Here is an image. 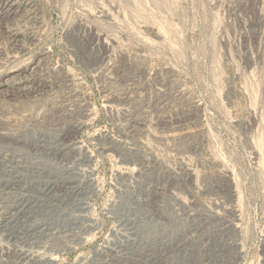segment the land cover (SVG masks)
I'll return each mask as SVG.
<instances>
[{"label":"rangeland","instance_id":"rangeland-1","mask_svg":"<svg viewBox=\"0 0 264 264\" xmlns=\"http://www.w3.org/2000/svg\"><path fill=\"white\" fill-rule=\"evenodd\" d=\"M19 1L0 264H264V0Z\"/></svg>","mask_w":264,"mask_h":264},{"label":"bare ground","instance_id":"bare-ground-1","mask_svg":"<svg viewBox=\"0 0 264 264\" xmlns=\"http://www.w3.org/2000/svg\"><path fill=\"white\" fill-rule=\"evenodd\" d=\"M15 1V0H14ZM21 1V0H20ZM19 1V2H20ZM18 2V1H17ZM5 3V2H4ZM1 4V3H0ZM8 4H10V7H11V9L13 10V8H15V6H16V3H14V2H12V1H8ZM19 6V5H18ZM25 7V6H24ZM24 7H22V8H24ZM17 8V7H16ZM33 8H34V6H33ZM28 8H26V10H27ZM32 9V8H31ZM6 10V9H5ZM11 10V11H12ZM19 10V9H18ZM17 10V11H18ZM34 10V9H33ZM32 10V11H33ZM7 11V10H6ZM20 11V10H19ZM24 11V10H23ZM22 11V12H23ZM29 11H30V9H29ZM29 11H26V12H29ZM6 13V12H5ZM29 14V13H28ZM2 15H4V12H0V17L2 16ZM35 15V14H34ZM33 16V15H32ZM36 16V15H35ZM6 17V16H5ZM30 17V16H29ZM38 17V16H37ZM13 19V18H12ZM28 20V19H27ZM1 21V20H0ZM18 23V22H17ZM3 24V23H2ZM27 25V24H26ZM1 26H3V25H1ZM5 26V25H4ZM10 28V27H9ZM6 29V28H5ZM8 29V28H7ZM7 29H6V31H7ZM21 29V28H20ZM11 31V29H8V31ZM0 31H1V29H0ZM5 31V30H4ZM15 31V30H14ZM4 33V32H3ZM13 33V32H12ZM20 33V32H19ZM0 34H1V32H0ZM3 35V34H2ZM10 35V34H9ZM6 36V35H5ZM3 37V36H2ZM12 37V36H11ZM9 38H10V36H9ZM11 39V38H10ZM13 39H14V37H13ZM15 40H16V38H15ZM22 45V44H21ZM39 64V63H38ZM37 64V65H38ZM46 64V63H45ZM41 67V66H40ZM38 73V72H37ZM19 75H20V73H19ZM27 75V74H26ZM23 78V77H22ZM30 79H32V78H30ZM27 81V80H26ZM32 81V80H31ZM22 82V81H21ZM45 82V81H44ZM8 83V82H7ZM10 83V82H9ZM12 83V82H11ZM14 83V82H13ZM19 83V82H18ZM34 83V82H33ZM29 84H30V82H29ZM9 85V84H8ZM15 85V84H14ZM39 85V84H38ZM48 85V84H47ZM4 86V85H3ZM10 86V85H9ZM12 86V85H11ZM24 86H25V84H24ZM15 87V86H14ZM13 88V87H12ZM15 88H17L18 89V86H16ZM3 89V88H2ZM15 90V89H14ZM43 90V89H42ZM17 91V90H16ZM15 91V92H16ZM47 91V90H46ZM14 92V93H15ZM18 92H20V90H18ZM26 92V91H25ZM39 92V91H38ZM13 93V94H14ZM31 93V92H30ZM33 93V92H32ZM2 94V93H1ZM16 94H19V93H17L16 92ZM24 94V93H23ZM28 94V93H27ZM20 95V94H19ZM21 95H22V93H21ZM30 96V95H29ZM27 97V96H26ZM13 99V98H12ZM2 100V99H1ZM8 118V117H7ZM6 126V125H5ZM52 143V142H51ZM8 144V143H7ZM72 149V148H71ZM7 155V154H6ZM6 167V166H5ZM42 172V171H41ZM10 179V178H9ZM69 186V185H68ZM11 218V217H10Z\"/></svg>","mask_w":264,"mask_h":264}]
</instances>
